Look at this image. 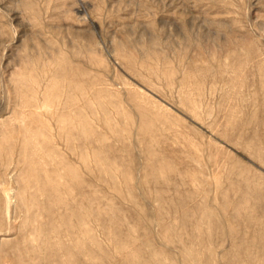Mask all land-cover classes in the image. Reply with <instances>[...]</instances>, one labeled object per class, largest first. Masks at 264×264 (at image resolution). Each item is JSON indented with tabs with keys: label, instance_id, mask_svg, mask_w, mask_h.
Returning <instances> with one entry per match:
<instances>
[{
	"label": "rangeland",
	"instance_id": "obj_1",
	"mask_svg": "<svg viewBox=\"0 0 264 264\" xmlns=\"http://www.w3.org/2000/svg\"><path fill=\"white\" fill-rule=\"evenodd\" d=\"M0 264H264V0H0Z\"/></svg>",
	"mask_w": 264,
	"mask_h": 264
}]
</instances>
